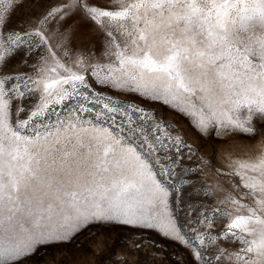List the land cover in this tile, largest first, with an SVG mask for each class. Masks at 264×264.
Masks as SVG:
<instances>
[{
	"label": "snow or ice",
	"instance_id": "snow-or-ice-1",
	"mask_svg": "<svg viewBox=\"0 0 264 264\" xmlns=\"http://www.w3.org/2000/svg\"><path fill=\"white\" fill-rule=\"evenodd\" d=\"M24 3L0 0V264L117 223L159 230L191 264H264V157L210 186L151 107L204 137L257 134L264 0H48L13 21Z\"/></svg>",
	"mask_w": 264,
	"mask_h": 264
},
{
	"label": "rangeland",
	"instance_id": "rangeland-1",
	"mask_svg": "<svg viewBox=\"0 0 264 264\" xmlns=\"http://www.w3.org/2000/svg\"><path fill=\"white\" fill-rule=\"evenodd\" d=\"M101 2L106 3L108 0ZM47 3L48 0H25L24 5L17 9L13 21L39 14ZM69 23L80 26L79 31L83 33L89 45L95 41L88 22L73 18ZM8 70L19 72L21 67L14 63ZM119 99L130 102L135 98L121 96ZM136 102L139 103L138 100ZM151 107L162 112L164 120L178 129L184 141L194 150L193 160H186L185 164H196L197 157H202L212 165V168H205L202 172L204 182L210 186L218 182L224 183L218 180L212 169L226 170L229 161L264 157V127H260L259 122L255 135L225 132L216 138L204 137L175 112L162 108L159 104ZM173 135L176 133L173 132ZM220 198L217 196L216 202L209 201L210 207L223 209L225 205L219 203ZM216 222L219 230L223 220L217 217ZM24 264H191V260L184 248L174 240L166 239L159 230L138 229L117 223L93 225L68 242L54 243L49 240L40 247L37 254L25 260Z\"/></svg>",
	"mask_w": 264,
	"mask_h": 264
}]
</instances>
